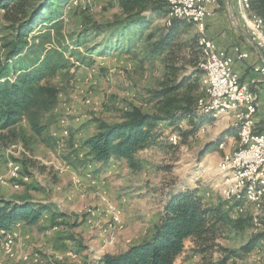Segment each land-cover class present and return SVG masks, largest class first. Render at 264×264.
Listing matches in <instances>:
<instances>
[{
	"label": "rangeland",
	"instance_id": "374dc122",
	"mask_svg": "<svg viewBox=\"0 0 264 264\" xmlns=\"http://www.w3.org/2000/svg\"><path fill=\"white\" fill-rule=\"evenodd\" d=\"M140 3L141 7H148L145 15L150 21L143 39L154 34L150 43L159 41L171 32L165 27L167 0H140ZM124 5V0H73L63 16L61 32L65 35V46L73 50L70 37L85 27L123 20ZM156 5L161 11L153 12L152 7ZM1 15L0 38L3 41L5 23ZM198 33L194 24H184L175 34L172 51L173 57L184 67L181 75L190 76L194 71L186 55L188 44L196 39ZM103 38V34H91L78 50L85 63L78 62L69 53L65 54L74 67L69 74L58 73L50 81L60 89L56 107L49 113L34 115L31 119L24 118L15 130L16 138L6 148L0 149V189L9 190V196L24 195V199L34 202L55 203L53 207L61 215L60 220L53 221L48 227L21 230L23 224L14 225L11 229L17 236L14 247L16 258L0 255V264H101L98 257L102 251H116L108 245L115 243L117 234L133 229L127 222V218H136L129 204L131 201L135 204L138 201L146 209L157 207L156 215H159L160 207L163 209L168 196L174 192L198 186L200 196L212 204L219 199L231 202L238 191L237 180L233 179L232 172L223 168L226 158L233 157L241 147L238 139L239 122L236 113L232 112L226 118L223 115L204 120L196 118L200 125L189 138L181 135L192 129L189 120H183L179 124L180 128L172 130L168 129V122L160 123L156 144L136 155L138 170L131 172L126 162L117 166L114 174L110 171L113 176L116 175V182L119 180L125 185L119 186L126 188L115 196L112 201L114 204L106 202L104 191L108 192L103 188L107 184L106 180L93 175L94 163L87 161L83 142L96 133L100 123L120 122L134 111L157 113L162 107V100L154 94L160 89L165 66L162 55L147 56V44L144 42L130 53L115 52L106 57H99L96 52L88 54L87 49L95 48ZM4 53L0 48V58L4 57ZM194 91L193 95L196 94ZM175 137L177 145L170 141ZM213 142L216 143L214 151L218 149L219 153L205 156V146ZM224 151L229 154L222 158ZM82 162L87 166V176L84 178L93 183L85 185L96 188L97 204L87 201L86 189L81 187L83 183L77 179V169L81 168ZM10 163H20L23 167L18 186L11 178ZM29 183L34 184L33 188H27ZM101 188L102 191H99ZM132 188L144 192L134 194ZM79 191H82V201L77 208L67 209L62 195L66 194L71 202ZM124 198H128L129 202L121 206L118 201ZM241 203L232 209L231 216L235 221L246 219L242 229L223 226L216 242L219 248L211 249L204 255L194 252L191 264H264L263 243L249 254L240 251L255 234L264 232V199L253 204ZM113 208L123 220L115 227L107 226L108 219L115 217ZM46 219L48 221L49 218ZM42 220L45 219L41 218L40 224ZM143 222L139 232L141 237L153 225L149 220ZM54 234L61 235V241L71 238L73 241L67 242L68 246L63 244L65 249H57L55 239L59 235ZM100 235L106 238L105 241L96 242ZM131 242L128 241L127 245L132 246L134 243ZM232 252L236 255H232Z\"/></svg>",
	"mask_w": 264,
	"mask_h": 264
},
{
	"label": "trees",
	"instance_id": "16d2710c",
	"mask_svg": "<svg viewBox=\"0 0 264 264\" xmlns=\"http://www.w3.org/2000/svg\"><path fill=\"white\" fill-rule=\"evenodd\" d=\"M72 1L0 0V14L5 23L2 45L5 53L0 58V149L6 148L16 138L15 130L24 118L49 113L56 107L60 89L50 81L58 73L69 74L74 67L65 57L66 53L85 63L78 50L91 34H103L104 38L92 50L87 49L88 54L96 52L99 57H106L115 52L130 53L144 42L148 57L163 56L165 74L160 89L154 94L162 100L159 111L154 114L134 111L120 122L100 123L96 133L83 142L88 162L106 167L111 159L119 158L126 160L132 170H138L136 155L156 144L160 123L168 122L178 129L180 122L189 120L192 129L181 133L183 138H189L200 125L196 118H213L198 111V102L206 97L199 83L203 76L199 68L203 57L201 35L198 33L187 47L186 58L194 67L190 76L181 75L184 67L173 57L175 34L184 24L191 23L174 19L170 25H165L171 32L150 43L154 34L143 39L150 26L145 15L148 7H141L140 0H124L123 20L85 27L70 37L74 48L70 50V46H65V35L61 30L63 16ZM152 9L153 12L161 11L158 5ZM250 15L258 18L264 26V0H250ZM215 146L214 142L207 144L203 154H208ZM33 185L29 183L26 186L33 188ZM241 204V201L220 199L210 204L197 189L174 192L165 201L160 220L150 238L130 246L126 251L106 253L100 263L176 264L187 240L193 242L196 253L204 255L211 249L219 248L216 242L223 226L242 229L246 219L235 221L231 216L232 209ZM45 212L54 213L49 203L0 197V230L11 229L17 223L37 227ZM261 243H264V232L255 234L240 251L249 254ZM231 254L236 255L234 252Z\"/></svg>",
	"mask_w": 264,
	"mask_h": 264
},
{
	"label": "crops",
	"instance_id": "0c3cea01",
	"mask_svg": "<svg viewBox=\"0 0 264 264\" xmlns=\"http://www.w3.org/2000/svg\"><path fill=\"white\" fill-rule=\"evenodd\" d=\"M217 4H220V9L216 12V14L212 18L208 19L207 22L205 19V23H206V33L205 34L208 37V39H210L215 44L216 51L218 48L219 50L231 53L235 47H238L243 53H247L249 55L248 59H245V60L236 59L234 67H235V70L240 75L241 82L248 84L251 87V90H254V92L256 93L258 97V113L256 115L255 131L258 133L264 134V77L257 74L259 73V69L264 66V52L257 49V47H255V44L252 41H250L249 38L245 35V34L247 35L249 34L247 31L245 18L243 17V14L241 11V1L240 0H217ZM173 128H174L173 126H168L169 130H172ZM190 128H192L191 125H190ZM214 150L215 149L211 150L205 156H213L219 153L218 149H216L217 152ZM225 154H229V153L224 151L222 158ZM221 159H219V161ZM126 162L127 161L124 159L114 158V159H111L110 164L106 167H102L100 164L94 163L93 175L97 177L98 179L106 180L105 182L107 184L103 188L108 192L111 201H114L115 196H118L119 192L121 190H124V188L126 187L119 186L121 184L123 185V183L119 182V180L116 182L115 181L116 175L113 176L110 171H113V174H114L115 168L117 166H121L122 164H126ZM86 168L87 166L85 165V163L83 164L82 162L81 168L77 169L78 174H79L77 176V179H79V181L83 183L81 187L86 189L85 194L87 195V198H88L87 201L89 203L97 204L99 201L97 197L95 196V192H97L96 188L86 187L85 185V184H88L87 180L84 178L85 175L87 176ZM129 170L133 172L131 168ZM216 187L217 185L215 186V188ZM103 188L99 189V191H102ZM194 188L198 189V186H195ZM132 191L135 192L134 194H139L140 192H144L143 190L141 191V189H138V188H132ZM0 193L6 194L5 196L0 195V197H3L8 200L24 199L23 198L24 195L21 197L11 196V195L9 196L10 191L7 190L6 188H1ZM74 197L76 198L73 201L69 202L70 200L67 199L66 194L62 195V198H63L62 201L66 203L65 205L67 209L78 207L79 203L82 201V191H79L78 195H74ZM127 201L129 202L128 198L126 199L124 198L123 201H120V202L118 201V203L121 204V206H124V202H127ZM50 204H51V207L54 213H51V212L43 213L42 218L45 220H42L41 224H39V226L37 227L39 228L40 226L48 227L51 225L53 221L55 222V220L57 219L60 220L61 215L56 213V210L53 207L55 203L53 204L50 203ZM129 204L131 205L133 212H134V216L136 217V218H127L129 227H132L133 229L117 234L115 243L113 245H108V246H112L110 247V249L115 248L116 251L114 252L107 251V253L117 254V253L126 251L131 246V245H127L128 241L130 242L132 241L134 243L132 245H135V244H139L143 242L144 240L150 238L155 231L154 228L156 227V225L158 224L160 220V217L162 214L161 207L159 209V215H156L157 207H155L154 209L152 208L146 209V208H143L141 204H138V201H137L138 205L135 204L134 201H131ZM46 218H49L48 221H46L47 220ZM145 220L152 221L153 225H152L151 230L149 229L148 231H146L143 237H141L139 232L141 229L142 222ZM20 228L21 230H28L29 228L33 229L34 227L21 225ZM59 234H54L53 236H56ZM60 236L61 235H59V237ZM59 237L55 239V244H56L57 249L58 248L65 249L63 244H66L68 246L67 242L73 241L72 238L66 241H61L60 240L61 237L60 238ZM105 239H106L105 237L100 235L99 237H97L96 242H102V241H105ZM194 252H195V247H194L193 242L191 240H187L185 243V250L177 258L176 264H191L195 256ZM104 254L106 253H103V251L102 253H100L98 257L99 261L101 260Z\"/></svg>",
	"mask_w": 264,
	"mask_h": 264
},
{
	"label": "bare ground",
	"instance_id": "6f19581e",
	"mask_svg": "<svg viewBox=\"0 0 264 264\" xmlns=\"http://www.w3.org/2000/svg\"><path fill=\"white\" fill-rule=\"evenodd\" d=\"M91 1L93 0H86V2ZM211 1L217 4V0ZM240 1L241 11L246 21L248 34L251 37L256 38L257 49L264 52V26L258 18L250 15V0ZM174 19H180L194 24L201 35L200 45L202 47L203 57L199 63V68L203 71V76L201 77V87L206 93V97L198 102V111L202 114L212 115V117L215 118L222 115L226 116L232 112L236 113V116H242V108L237 104L228 105L227 99H217L216 102H211L213 96H219V78L218 75L214 74L213 66L217 60L216 46L205 34V15L197 14V16H191L190 12L176 14L175 7H169L167 4L165 24L170 25ZM2 45L3 41L0 38L1 50ZM259 73H264V66L259 69ZM243 111H251V104H243ZM247 132H250V121H239L238 139L241 145L240 149L245 148V144L247 143ZM170 141L174 145L178 144L176 137L172 138ZM249 143H261V155H264V134L256 132L255 128H251ZM235 154L233 157L226 158V161L223 164V168L232 172L233 179L237 180L236 188L238 191L234 193L232 201H241L246 204H253L262 201L264 199V178H253V184H248L246 170H242L241 168H247L249 166L250 154L240 153L237 160ZM9 166L11 178L16 182L15 186H18V180L23 174V167L20 163H10ZM260 174L264 177V159H262V163H260ZM227 192L231 193V191ZM254 192H259V196H254ZM112 214L115 217H118L119 213L113 208ZM16 237V233L13 229L0 230V255H4L8 258H16L14 248L15 240H17ZM262 248L264 249V243ZM24 259H26V257Z\"/></svg>",
	"mask_w": 264,
	"mask_h": 264
},
{
	"label": "built area",
	"instance_id": "2783aa9c",
	"mask_svg": "<svg viewBox=\"0 0 264 264\" xmlns=\"http://www.w3.org/2000/svg\"><path fill=\"white\" fill-rule=\"evenodd\" d=\"M167 4L169 7H175L176 14H181L182 12H190L191 16L204 14L206 22L220 9V4H216L211 0H167ZM249 37L256 46V38L250 35ZM248 57L249 55L243 53L238 47H235L231 53L217 48V60L213 66L214 74L218 75L219 78V96H213L211 102H216L217 99H227L228 105L237 104L242 108V116H236L237 122L250 121V132H247V143L245 144V148L239 149L235 155L237 160L240 153L250 154L249 166L241 169L246 170L248 184H253V178H264L260 174V163H262V159H264V155H261V143H249L251 128H255L256 124L258 97L248 84L241 82L240 75L234 67L236 59L245 60L248 59ZM257 74L264 77V73ZM243 104H251V111H243ZM23 183H25V181H23ZM88 184L90 185L93 183L88 182ZM104 196L106 202L114 204L105 191ZM254 196H259V192H254ZM122 222L123 220L119 217H110L107 226L115 227L118 223ZM86 223H88L87 220Z\"/></svg>",
	"mask_w": 264,
	"mask_h": 264
},
{
	"label": "water",
	"instance_id": "95a60500",
	"mask_svg": "<svg viewBox=\"0 0 264 264\" xmlns=\"http://www.w3.org/2000/svg\"><path fill=\"white\" fill-rule=\"evenodd\" d=\"M245 35L249 38L250 41H252L251 38L249 37V35H247V34H245ZM255 47H256V46H255Z\"/></svg>",
	"mask_w": 264,
	"mask_h": 264
}]
</instances>
